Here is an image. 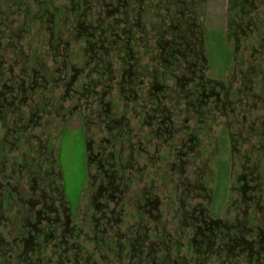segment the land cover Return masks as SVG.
<instances>
[{
	"label": "flooded vegetation",
	"instance_id": "af4514ba",
	"mask_svg": "<svg viewBox=\"0 0 264 264\" xmlns=\"http://www.w3.org/2000/svg\"><path fill=\"white\" fill-rule=\"evenodd\" d=\"M113 7L0 0V264H264V57L224 83L194 30L139 21L140 45ZM69 129L86 144L76 195Z\"/></svg>",
	"mask_w": 264,
	"mask_h": 264
},
{
	"label": "rangeland",
	"instance_id": "374dc122",
	"mask_svg": "<svg viewBox=\"0 0 264 264\" xmlns=\"http://www.w3.org/2000/svg\"><path fill=\"white\" fill-rule=\"evenodd\" d=\"M145 1L150 2L149 0H143V7H145ZM155 1L156 0H151L153 4H155ZM188 1L189 3L193 2V0H177V6L175 4L176 2H172V4L169 5V8L163 11L157 8L155 9L152 4L151 10L145 14L146 19L151 18L153 20L152 24L147 23L148 25H144V29H146V32H150L149 37L157 36V38H160V32H157V34L155 33V31L153 30V24H160L161 21H163L162 19H165V22H169L171 24H178L179 22L182 23L181 18L178 17L181 14L182 10H180V12H177V8H180L182 4ZM61 3H63V1ZM164 3H167V1H163V4ZM229 3L230 0H205V2L200 3L198 2V0H196V3L191 5L192 8L188 9L189 7L185 6V9H183V20H185L184 23H190L193 27H191L192 30H194V39H200L203 42V47L205 48V56L208 61V66L210 67V70H207L206 74L212 77H220V79L224 83H228L233 75L238 70H241L239 68L242 67L240 66V63L242 61H247L248 59H250L251 52H253L252 47H255L257 49V51L254 52V57H259V60L255 61L257 62V64L262 61L260 57H264V49L262 51V48H260V39L256 37V32L254 34L252 33V30L255 29V25H252V29L247 28V32L244 35V38L239 39L240 44L236 53V35L233 32L231 34L230 32H228V14L233 15V12L228 10ZM256 5H258V7L255 12L257 10L259 11L255 15L261 16H255L254 18L257 19L255 21L260 25V31H263L264 26H261V18L264 17V7H261L262 4L259 1H257ZM136 9H138V7ZM98 10H100V7L94 8V11ZM155 13L160 14V17L158 18L157 16H155ZM107 20L110 21L112 20V18L109 17V19ZM164 27H162L160 31H163V29H165ZM234 27L236 28L235 24ZM181 29L183 30V27L179 28L177 35H183ZM200 29H202V32H200ZM141 31L142 30H140L139 34V36L142 37V40L139 41L140 45H144L145 43H148V45H150V39L144 38L145 34H143ZM169 33L170 31L168 33L165 32L163 38H166ZM34 35L35 37H37L35 31L32 33V37H30L31 40L33 39ZM147 35L148 34H146V36ZM32 41L35 42V40ZM262 45L264 47V42L262 43ZM243 69L245 70V67ZM216 72L219 74H217ZM239 75L240 74H238V77ZM246 147L248 146L243 145L242 149H246ZM231 154V149L227 144L225 146L224 152L222 153V156H225L224 158L226 160L229 161L230 159L231 161ZM213 159L210 162L211 169L214 168ZM60 160L63 165L67 188L70 194L76 195L81 191L82 186L85 182L87 164L86 144L83 139L82 133L78 129H69L65 132V136L62 140V153L60 156Z\"/></svg>",
	"mask_w": 264,
	"mask_h": 264
},
{
	"label": "trees",
	"instance_id": "16d2710c",
	"mask_svg": "<svg viewBox=\"0 0 264 264\" xmlns=\"http://www.w3.org/2000/svg\"><path fill=\"white\" fill-rule=\"evenodd\" d=\"M149 1L150 2L145 1V7H143L142 6L143 0H114V7H113L115 10L114 14L116 16L120 15L119 18L123 17L126 19L128 26H132L131 30L133 31V36H136L140 32L141 28L136 26L139 23V21H141L143 25L151 22L150 18L146 19L145 17V14L151 10V7H152L151 5L153 4L151 0ZM163 1H167V3L163 4ZM257 1L261 2L262 4L261 7H264V0H230L228 10L233 12V15L228 14V18H227L228 25H229L228 32H230V34L236 31V28L234 27V24L236 26L235 21H238V23L240 22V24L243 22V25H245L244 26L245 29L248 28L246 26H249L251 28H253L252 25L257 26V22L254 20V17H253V14L258 13L259 11L257 10L255 12V10L258 7V5H256ZM172 2H176L175 4L177 6V3H178L177 0H156L153 6L155 7V9L157 8L163 11V10H167V8H169V5L172 4ZM193 2L196 3V0H193ZM193 2L191 3H189V1L185 2L184 4L180 6V8L178 7L179 9L177 8V12H180V10H182L183 12V9H185V6L189 7L188 9L192 8L191 5L194 4ZM198 2L199 3L205 2V0H198ZM137 7L138 9H136ZM182 12L180 15L178 14L179 16L178 15L177 16L181 18L183 30L188 29L190 33L193 27L191 26L190 23H187V24L184 23ZM154 15L157 16L158 18L160 17V14L155 13ZM162 20L163 21H161L160 24L157 23L160 35L161 34L164 35L165 32H169L170 30V25H166L167 23L169 24V22H165V19H162ZM249 21H251V24H249L250 23ZM162 27H164L165 29H163V31L162 30L160 31Z\"/></svg>",
	"mask_w": 264,
	"mask_h": 264
}]
</instances>
